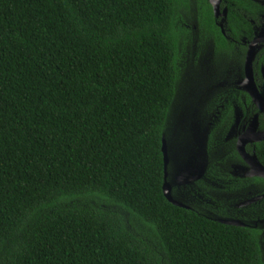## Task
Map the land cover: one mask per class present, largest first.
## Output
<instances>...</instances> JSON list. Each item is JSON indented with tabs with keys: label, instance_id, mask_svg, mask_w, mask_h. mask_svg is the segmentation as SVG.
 Here are the masks:
<instances>
[{
	"label": "trees",
	"instance_id": "trees-1",
	"mask_svg": "<svg viewBox=\"0 0 264 264\" xmlns=\"http://www.w3.org/2000/svg\"><path fill=\"white\" fill-rule=\"evenodd\" d=\"M197 3L219 32L209 2ZM192 4L0 0V264H264L260 227L163 192ZM190 64L194 78L201 64ZM257 206L264 218V198Z\"/></svg>",
	"mask_w": 264,
	"mask_h": 264
},
{
	"label": "flooded vegetation",
	"instance_id": "flooded-vegetation-1",
	"mask_svg": "<svg viewBox=\"0 0 264 264\" xmlns=\"http://www.w3.org/2000/svg\"><path fill=\"white\" fill-rule=\"evenodd\" d=\"M207 1L219 32L208 30L202 7L193 0V24L186 26L196 37L195 44L187 46L194 51L187 66L195 67L190 61H200L195 77L201 92L196 101L183 100L182 96L174 102L170 121L171 190L185 208L201 209L219 220L227 214L231 216L227 220L240 223L235 225L258 226L264 232V218L257 217L256 212L264 193H258L255 180L264 176L256 174L254 167L256 160L264 165L258 153L260 146L264 151V0H250V13L241 6V0ZM235 3L236 12L231 15ZM256 3L261 5L259 9ZM251 48L252 78L247 71ZM227 113L232 120L225 122ZM193 125L198 126L201 139L191 136ZM206 196L217 206L200 204L198 198ZM227 209L251 210L229 213ZM246 214L249 221L242 217ZM262 253L264 260V242Z\"/></svg>",
	"mask_w": 264,
	"mask_h": 264
},
{
	"label": "rangeland",
	"instance_id": "rangeland-1",
	"mask_svg": "<svg viewBox=\"0 0 264 264\" xmlns=\"http://www.w3.org/2000/svg\"><path fill=\"white\" fill-rule=\"evenodd\" d=\"M187 62L188 61H187V58H186L184 60V63L182 64V82H181L182 88H181V91H180V93H179V95L177 97V100L180 99L182 96H184L183 100L184 99L186 100L187 98L188 99L190 98V99H194V101H196V99L198 100L200 98L199 92H201V86H200V83L197 80H194L192 78V76L189 75V71L190 70L185 68V64H187ZM191 85H193V88H191ZM194 94H196V96L198 95V97H195ZM182 101H181V103H182ZM194 107H195V103H194V105L192 107V111H193ZM171 122H172V120H171ZM193 127H194V129H193L194 133H192L191 136H194V138H200L201 139L202 136L198 132L199 131L198 126L197 125H195V126L193 125ZM190 188H192V187H190ZM187 189L189 190V188H187ZM201 193H203V192H201ZM195 195H197V194H195ZM198 199L200 201L199 202L200 204L209 203L210 205H213L214 207L217 206L216 202L210 200V198L207 197V196L206 197H199ZM229 210H235L238 213H249V211L251 209H227V211L229 213H231ZM128 216H129V214H128ZM257 217L262 219V217L260 215H258V214H257ZM131 222L136 227L137 230L145 233L147 236H151V232L152 231H151L150 227L148 225H146L142 220H140L138 218H135V217H131ZM152 240L155 241V236H153Z\"/></svg>",
	"mask_w": 264,
	"mask_h": 264
},
{
	"label": "water",
	"instance_id": "water-1",
	"mask_svg": "<svg viewBox=\"0 0 264 264\" xmlns=\"http://www.w3.org/2000/svg\"><path fill=\"white\" fill-rule=\"evenodd\" d=\"M248 64H247V71H248V75L250 78H252V73H251V67H252V60L254 58V51L253 48L250 49L249 53H248ZM162 152H163V158H164V183H163V192L165 197L172 202L175 205L181 206V207H185L184 204L178 202L176 200V198H174L173 194H172V182L168 179V166L170 164V155H169V144L166 140V137L163 136V142H162ZM254 167H256V174H261L264 176V165H262L260 162H258L257 160L254 162ZM224 223H228V224H240L239 222H234L232 220H220Z\"/></svg>",
	"mask_w": 264,
	"mask_h": 264
}]
</instances>
